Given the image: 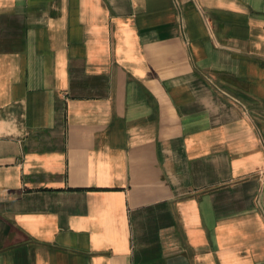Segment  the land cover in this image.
Here are the masks:
<instances>
[{"label": "crops", "instance_id": "1", "mask_svg": "<svg viewBox=\"0 0 264 264\" xmlns=\"http://www.w3.org/2000/svg\"><path fill=\"white\" fill-rule=\"evenodd\" d=\"M0 264H264V0H0Z\"/></svg>", "mask_w": 264, "mask_h": 264}]
</instances>
